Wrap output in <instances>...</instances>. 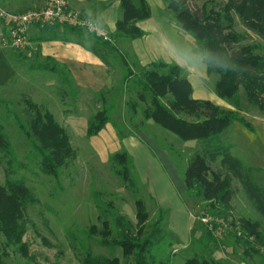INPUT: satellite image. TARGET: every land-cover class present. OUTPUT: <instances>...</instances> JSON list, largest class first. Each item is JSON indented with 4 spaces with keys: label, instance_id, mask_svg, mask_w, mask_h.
Here are the masks:
<instances>
[{
    "label": "rangeland",
    "instance_id": "obj_1",
    "mask_svg": "<svg viewBox=\"0 0 264 264\" xmlns=\"http://www.w3.org/2000/svg\"><path fill=\"white\" fill-rule=\"evenodd\" d=\"M190 5L192 9L205 8L212 20L218 17L225 32L233 35L237 41V48H242L248 58L256 64L264 62L263 39L244 24L232 8L231 0H196ZM169 19L171 23L176 24L179 35L176 36L177 41L182 42L181 38H184L187 44H191V52L188 55L179 51L175 57H171L165 50L172 52V48L159 42L155 38L157 31L154 26L149 25V38L145 42L143 39H122L114 43L115 52L108 59L109 75L108 78L104 76L101 86L86 87L80 82L77 86V82L73 80L79 89L76 98L69 94L70 91L66 95L61 93L60 88L63 86L55 72H63V67L58 66V62L53 59L38 53V45L30 48L29 37L25 48H14L11 45L16 59L12 63L11 58H7L9 66L0 76V123L13 146L15 158L14 163L10 165L7 160L11 158H6L0 153V184L7 183V175L10 180L23 182L34 195L35 201L25 206L22 211L27 228L22 237L27 247L26 255L14 247L7 246L6 238L0 234V260L5 264H81L80 243L90 247L95 255L116 256L122 260L120 248L103 247L96 240L88 239L85 232L93 225L100 226L101 210L97 206L99 201H102L103 211L109 212L108 210L113 209L115 212L117 209L136 225L135 195L115 174L112 160L114 154L124 151L133 158L132 176L140 189L137 197L144 201L150 215L149 221L157 218L159 207L155 205L154 194L156 192L162 198L167 192L165 187H171L165 176L166 161L161 159L149 139L142 137L141 133L150 137L168 153L174 173L177 171L182 182H185L186 170L194 156L203 151V145L198 141H183L151 120L145 122L142 110L147 104L140 102L138 98L140 89L137 83L143 78L144 69H148L152 62L169 61L167 63L179 64L182 76L187 79L189 77L188 80L192 82L193 98L210 100L222 109L238 113L241 122H234L227 128L222 134V141L231 147L234 156L249 167L252 179L264 187V96L262 95L260 106L251 104L245 84L241 82L232 98L238 100V105L235 100L219 97L216 93L219 76L207 73V54L199 52L195 38L180 28L172 14H169ZM40 35L43 39L49 36L46 33ZM82 37L85 38L84 35ZM129 44L135 56L127 48ZM136 52L143 56L141 61L148 58L155 60L141 64L135 58ZM120 55L125 57L126 66L118 59ZM235 71L237 72V69ZM239 77L245 81L240 71ZM259 77L264 75L256 78ZM101 91H106L108 102L114 100L115 110L110 113L111 123L98 135L88 138V123L103 105L97 97ZM24 97L32 98L36 105L54 115L57 122L66 129L76 150V158L68 162L59 178L43 171L40 157L33 153L30 142L19 128L15 117H24ZM132 104H136V112L132 111ZM203 111L201 116H198V113L180 114L184 119L195 121L205 118ZM209 169L216 172L218 164ZM171 183L174 184L172 181ZM234 188L236 195L231 208L225 213L226 216L213 215L221 210L220 206L212 207L202 197L190 196L187 193L180 196L176 190V198H173L172 192L168 191V206L172 216L165 219L164 229L169 234L176 232V239L170 235L175 242L172 264H185V259L195 254L207 255L219 264H264V250L261 256L250 259L244 253L243 246L237 245L231 235L234 230L231 224L243 218L258 221L264 231V217L257 212L236 180ZM179 197L180 201L177 200ZM182 204L187 210H191L189 212L192 213V218L185 216ZM176 216L178 219L173 218ZM109 217L112 219L110 212ZM208 222L227 223L221 233L217 232L220 234H214L218 239L216 243L208 242L207 237L203 235L205 229L200 228V225L204 224L208 229ZM189 228H192L190 238ZM200 235L208 242L207 247L201 244Z\"/></svg>",
    "mask_w": 264,
    "mask_h": 264
},
{
    "label": "trees",
    "instance_id": "obj_2",
    "mask_svg": "<svg viewBox=\"0 0 264 264\" xmlns=\"http://www.w3.org/2000/svg\"><path fill=\"white\" fill-rule=\"evenodd\" d=\"M136 5L133 0H120L123 16L118 21L116 30L109 35L112 41H102L96 35L89 33L85 28L73 27L65 24H47L38 27L41 34L49 36L40 40H62L81 45L85 50L100 58L106 66L109 65V57L115 52L114 43L119 39L136 40L143 38L145 32L138 23L150 18L151 12L145 0H139ZM167 10L173 15L181 29L193 36L197 42L199 52L207 54V73H215L219 76L217 95L221 98L232 99L237 91L239 83L244 82L251 104L260 106L262 95L264 96V62L256 64L248 58L242 48H237V41L225 32L222 23L217 17L212 20L205 8H191V3L196 0H164ZM232 8L236 10L244 24L256 32L264 41V0H231ZM230 19L229 16H227ZM226 18V19H227ZM93 19V18H91ZM95 20V19H93ZM221 23V24H220ZM84 35L85 38L82 36ZM195 47V49L197 50ZM51 59V58H50ZM123 66L127 65L125 57L118 58ZM54 60V59H53ZM55 61V60H54ZM57 62V61H56ZM228 64L230 69L225 71L221 65ZM63 72H55L58 76L61 93L76 98L79 89L73 82L71 72L67 66ZM151 66V67H150ZM148 69H144V76L138 81V98L140 102L147 104L142 110L146 121H153L166 130L172 132L183 141H198L203 145V151L197 153L186 173L184 181L186 193L190 196L202 197L210 206H220L221 210L213 213L217 216H226L227 210L236 195L234 181L242 186L244 192L252 202L257 212L264 217V187L255 182L250 169L231 153V147L222 141L223 132L234 122H241L238 113L227 111L215 105L210 100H200L192 97L193 87L186 77L182 76V68L178 64L164 62L152 63ZM239 71L243 73V81L239 77ZM249 78V79H248ZM103 103L102 107L90 119L87 126V137L98 135L111 123L110 113L115 110V102H108L106 91L97 95ZM24 117L16 115L20 130L28 139L31 150L40 157L43 171L55 178H59L62 170L70 160L76 158V150L72 146L66 129L60 125L54 115L32 100L24 97ZM136 104L131 105L132 111ZM205 110V111H203ZM205 118L190 121L181 117V112L197 114ZM117 126V125H116ZM118 128V126H117ZM0 153L6 158L8 164L14 163L15 153L13 146L0 123ZM115 174L126 184L135 195L136 225L130 222L118 210L103 211L102 201L97 206L101 210L100 226L93 225L86 232L88 239H94L103 247L122 250V260L116 256L95 255L90 247L81 244V264H172L175 257V242L164 229L165 211L158 208V216L154 221H149V212L144 201L137 197L139 186L132 176L133 158L127 152H119L112 157ZM218 164L216 172L210 171L212 165ZM7 175V183L0 184V234L6 238V245L16 248L17 251L27 254V247L22 237L26 233V222L22 211L28 204L35 201L34 195L23 182L13 181ZM226 222L227 219H225ZM224 222V221H223ZM233 226L234 242L244 248L248 258L261 256L264 250V231L258 221L240 219L231 224ZM208 229L204 224L203 235L208 242H217L214 234H220L227 223H208ZM220 233H217V232ZM200 235L202 245L207 247L208 242ZM262 248V249H260ZM264 258V256H262ZM0 264H5L0 260ZM185 264H219L207 255L195 254L185 259Z\"/></svg>",
    "mask_w": 264,
    "mask_h": 264
},
{
    "label": "crops",
    "instance_id": "obj_3",
    "mask_svg": "<svg viewBox=\"0 0 264 264\" xmlns=\"http://www.w3.org/2000/svg\"><path fill=\"white\" fill-rule=\"evenodd\" d=\"M47 1L48 0H0V5L12 12L20 13L28 10L43 8L46 5ZM68 1L71 9L81 12L83 16L95 19V21H97L101 26H103L111 33H113L116 30L117 23L122 19L123 16L120 0H68ZM133 1L136 5H138L140 2L139 0H133ZM145 1L149 6L151 16L149 19L138 23L139 28L145 32V36L143 38L136 40L143 39L144 41L143 40L142 41L145 42V40L149 38V32L147 31V27L149 25L152 27L154 26L155 31H157V35L155 36V38L158 39L159 42L163 44H168L169 47L172 48L173 50L172 52L165 50L171 57H175L176 52L179 53V51L188 55L189 52H191L192 46L189 42L188 43L190 45L187 44L184 38H181L182 42L177 41L176 36H179L176 30L177 27L176 24L171 23L169 19V14L171 13L167 10L165 1L164 0H145ZM39 34L40 31L38 28H33L30 30L29 40L31 41L28 44V46L32 48L38 45V49H39L38 53H41L46 58L54 59L58 63L67 66V68L71 72L72 79L77 82L76 83L77 86L80 85L81 83L86 87H89V85L98 87L97 85L99 86L102 85L103 80L105 79L104 76L108 78L109 73L105 63L94 54L85 50L81 45L77 44L76 42L73 43L62 40L43 41L37 39ZM118 41H122V39H119ZM186 45H188V47H186ZM127 48L129 49L130 52L133 53L132 55L135 56L134 51H132L131 44H129ZM133 48L135 47L133 46ZM165 48L167 49L168 47ZM136 53L137 55L135 58L141 64L151 63L152 60H155L154 58L153 59L148 58L146 60H142L143 61L142 63L141 57L143 56H141L140 53L138 54V52ZM15 56L16 55L14 48L11 46L9 40L7 39L5 30H3L2 26L0 25V67H3V69L0 68V76L4 73L5 68L9 66L8 65L9 57L11 58L12 63H14L16 59ZM167 64H171V63H167ZM14 72L16 73L15 69ZM12 73L13 72L11 68V74ZM189 82L192 85V82L190 80ZM140 135L142 137L148 138L149 143L151 144L152 147L155 148V150L158 152V155H160L161 159H163V161H166L165 170L167 171L169 177L167 173H165L166 174L165 176H167L168 178L167 180H169V186L171 188L175 187V189L165 187L167 192H165V196L162 198L161 196L159 197L154 190L155 205H157L159 208L164 209L165 211L164 223H165V219H167V216L168 218L172 216L171 210L169 209L168 206V202L170 200V194L168 191L172 192L173 198L174 197L176 198V194H175L176 190L180 196H183L187 192L186 185L185 182H182L181 177L179 176L177 171L174 173L171 167V162L168 153L164 149H162L158 145V143L152 141L150 137L146 136L144 133H141ZM172 166L175 167L173 164ZM171 181L174 184H172ZM177 200L180 201V197L179 199L177 198ZM183 210L185 212V216H187L188 219L192 218V213L189 212L191 211L190 209L187 210V208L183 205ZM177 217L178 216L173 218L178 219ZM191 231L192 228H189L188 238L191 237ZM169 235H172L174 239H176L175 238L176 232H171ZM177 239L179 240V238Z\"/></svg>",
    "mask_w": 264,
    "mask_h": 264
},
{
    "label": "built area",
    "instance_id": "obj_4",
    "mask_svg": "<svg viewBox=\"0 0 264 264\" xmlns=\"http://www.w3.org/2000/svg\"><path fill=\"white\" fill-rule=\"evenodd\" d=\"M54 23L85 28L102 41H112L109 32L103 26L90 17L83 16L81 12L71 9L68 0H48L43 8L20 13L12 12L0 5V25L14 48H25L31 29Z\"/></svg>",
    "mask_w": 264,
    "mask_h": 264
},
{
    "label": "clouds",
    "instance_id": "obj_5",
    "mask_svg": "<svg viewBox=\"0 0 264 264\" xmlns=\"http://www.w3.org/2000/svg\"><path fill=\"white\" fill-rule=\"evenodd\" d=\"M222 67H223V69L227 72V71H229V70H232V71H235L236 69H235V67H232L231 69H230V66L228 65V64H223V65H221Z\"/></svg>",
    "mask_w": 264,
    "mask_h": 264
}]
</instances>
